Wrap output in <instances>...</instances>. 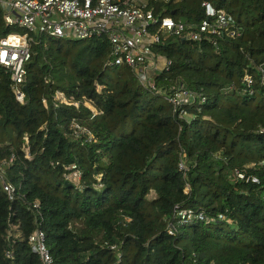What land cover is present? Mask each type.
I'll list each match as a JSON object with an SVG mask.
<instances>
[{
	"label": "trees",
	"instance_id": "1",
	"mask_svg": "<svg viewBox=\"0 0 264 264\" xmlns=\"http://www.w3.org/2000/svg\"><path fill=\"white\" fill-rule=\"evenodd\" d=\"M202 2L223 10L239 36L199 43L167 36L153 47L170 62L154 76L156 87L205 97L186 108L188 122L129 68H104L105 36L31 35L22 104L0 68V160L13 155L4 179L14 188L9 201L0 187V264H40L27 243L36 228L51 264H264V0L150 5L192 25L203 18ZM13 31L0 10V38ZM55 92L69 104L54 101ZM70 165L78 189L64 185ZM234 169L258 183L234 181ZM174 206L222 213L228 223L173 222L168 235Z\"/></svg>",
	"mask_w": 264,
	"mask_h": 264
},
{
	"label": "built area",
	"instance_id": "2",
	"mask_svg": "<svg viewBox=\"0 0 264 264\" xmlns=\"http://www.w3.org/2000/svg\"><path fill=\"white\" fill-rule=\"evenodd\" d=\"M159 1L0 0V10L5 26L16 30L0 38V68L8 73L14 100L19 104L24 102V65L29 60L30 34H44L77 41L105 36L108 42V53L104 68L109 66L129 68L140 86L161 95L176 118L188 122L192 115L187 113L186 108L203 104L205 97L200 92L181 85H168L165 91L156 87L154 76L162 71L167 72L170 62L154 53L153 47L160 43L161 38L167 36L199 43L209 38L238 37L239 31L232 29V19L223 10L215 9L207 2L201 3L203 18L196 24L186 25L182 21H174L160 14L156 15L150 4H156ZM159 60H162L160 68L157 67ZM243 81L247 87L251 84L248 76H245ZM95 87L96 91L100 90V86ZM247 90V94L250 95L252 90ZM53 100L64 105L69 104L59 92L54 93ZM41 103H44L43 99ZM87 107L92 110L89 106ZM262 132L264 133V129ZM87 138V142L93 140L91 134H88ZM23 152L24 157L29 159L27 147H24ZM12 159L13 155H9L7 159L0 160V187L9 201L13 198L14 188L4 178ZM260 165L264 167V161H261ZM65 169L70 174H63V179L73 188L78 189L80 187L79 172L74 165ZM177 169L182 173L186 171L183 160L178 162ZM232 178L236 182L258 183L253 175L240 169L232 171ZM96 188L99 187L96 186ZM32 207L35 208L36 205L33 204ZM173 222L181 225L190 222L228 223V220L222 213L210 218L201 211L194 212L188 208L174 206L166 226L168 235L174 234ZM10 229L15 230L16 227L10 226ZM27 243L38 256L40 264H51L40 229L36 228L27 237ZM109 248L112 250L114 246ZM5 256L9 257L10 254L6 253Z\"/></svg>",
	"mask_w": 264,
	"mask_h": 264
},
{
	"label": "rangeland",
	"instance_id": "3",
	"mask_svg": "<svg viewBox=\"0 0 264 264\" xmlns=\"http://www.w3.org/2000/svg\"><path fill=\"white\" fill-rule=\"evenodd\" d=\"M19 32L21 33L22 31H19ZM10 33H11V32H10ZM30 35H35V34H30ZM43 40H46V36L43 37ZM161 66H162V60L157 61V67L160 68ZM161 99H162V98H161ZM147 198H148V199L153 198V193L150 192V194L147 196Z\"/></svg>",
	"mask_w": 264,
	"mask_h": 264
},
{
	"label": "water",
	"instance_id": "4",
	"mask_svg": "<svg viewBox=\"0 0 264 264\" xmlns=\"http://www.w3.org/2000/svg\"><path fill=\"white\" fill-rule=\"evenodd\" d=\"M181 40H183V39H181ZM23 90L26 92V88H25V86H23ZM64 185L70 187V184L67 183V182H64Z\"/></svg>",
	"mask_w": 264,
	"mask_h": 264
}]
</instances>
